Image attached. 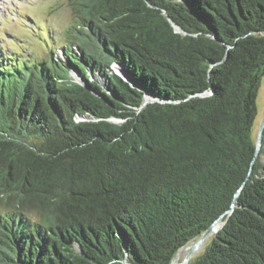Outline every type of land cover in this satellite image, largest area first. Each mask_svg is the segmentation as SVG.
I'll return each mask as SVG.
<instances>
[{
  "label": "trees",
  "instance_id": "obj_1",
  "mask_svg": "<svg viewBox=\"0 0 264 264\" xmlns=\"http://www.w3.org/2000/svg\"><path fill=\"white\" fill-rule=\"evenodd\" d=\"M70 6L64 56L0 46V264H171L220 217L188 264H264V0Z\"/></svg>",
  "mask_w": 264,
  "mask_h": 264
},
{
  "label": "rangeland",
  "instance_id": "obj_2",
  "mask_svg": "<svg viewBox=\"0 0 264 264\" xmlns=\"http://www.w3.org/2000/svg\"><path fill=\"white\" fill-rule=\"evenodd\" d=\"M73 21L74 14L70 0H0V46L5 55L15 54L18 51L19 56L30 59L49 57L51 51L64 56L61 46L64 44L65 30ZM113 67L123 74L116 64ZM257 105L256 134L264 117V75L258 92ZM222 225L220 221L190 258L203 251L206 242ZM195 242H190L189 245L192 246ZM190 250L191 247L182 250L176 258L179 263Z\"/></svg>",
  "mask_w": 264,
  "mask_h": 264
},
{
  "label": "water",
  "instance_id": "obj_3",
  "mask_svg": "<svg viewBox=\"0 0 264 264\" xmlns=\"http://www.w3.org/2000/svg\"><path fill=\"white\" fill-rule=\"evenodd\" d=\"M171 20V19H170ZM172 23L174 24V22L172 21ZM174 27L176 29V31L178 32H182L183 30L176 24H174ZM116 66L120 67V69L122 70L123 72V76L127 79H129V76L127 74V72L121 67L120 64L118 63H115ZM155 101V99L151 98L148 94H146V97H145V104L148 103V102H153ZM263 131H264V117L259 125V128H258V133H257V148H256V153H255V158H257L258 154L260 153V150L262 148V140H263ZM221 218L220 217L218 220H216L212 225H210L208 227V229L202 234V236L192 245L190 246L189 244L184 246L180 251L179 253L176 255V257L173 259L172 263L174 262V260L179 256V254L182 252L183 249H185L186 247H191V250L189 251V253L186 255V257L183 259L182 262H180L179 264H188L189 260H190V257L191 255L198 249L200 248V246L203 244L204 240L206 239V237L209 235V233L213 230H215L216 226L218 225V223L221 221ZM222 227V226H221Z\"/></svg>",
  "mask_w": 264,
  "mask_h": 264
},
{
  "label": "bare ground",
  "instance_id": "obj_4",
  "mask_svg": "<svg viewBox=\"0 0 264 264\" xmlns=\"http://www.w3.org/2000/svg\"><path fill=\"white\" fill-rule=\"evenodd\" d=\"M178 263H179V260L178 259L174 260V262H173V264H178Z\"/></svg>",
  "mask_w": 264,
  "mask_h": 264
}]
</instances>
